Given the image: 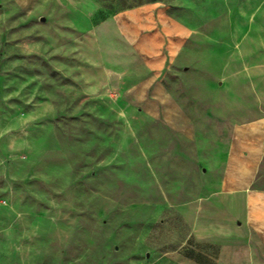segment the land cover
I'll return each mask as SVG.
<instances>
[{
    "label": "rangeland",
    "instance_id": "rangeland-1",
    "mask_svg": "<svg viewBox=\"0 0 264 264\" xmlns=\"http://www.w3.org/2000/svg\"><path fill=\"white\" fill-rule=\"evenodd\" d=\"M140 7L179 27L174 54L156 74L132 55L124 93L82 92L74 42ZM258 119L264 0H0V264H204L178 207ZM251 190L264 233V157Z\"/></svg>",
    "mask_w": 264,
    "mask_h": 264
},
{
    "label": "crops",
    "instance_id": "crops-1",
    "mask_svg": "<svg viewBox=\"0 0 264 264\" xmlns=\"http://www.w3.org/2000/svg\"><path fill=\"white\" fill-rule=\"evenodd\" d=\"M162 24L161 16L149 7H140L92 27L75 41L73 48L81 62L75 71L82 92L100 96L124 93L126 77L137 67L129 65L134 54L146 56L152 74L162 71L180 44L179 27H172L171 36L165 37ZM165 97L156 93L155 100ZM225 150L224 161L218 164L220 176L213 179L210 189L206 185L178 207L187 229L181 245L190 243L192 256L201 257L204 264L210 262L211 248L215 249L216 264H264V233L254 231L255 204L250 202L264 157V120L232 127ZM155 231L160 238L156 252L169 256L176 249L175 231L168 236L164 225Z\"/></svg>",
    "mask_w": 264,
    "mask_h": 264
}]
</instances>
